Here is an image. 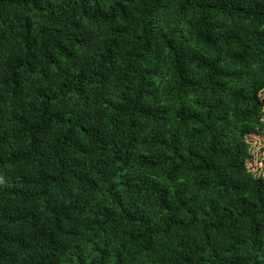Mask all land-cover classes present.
Returning <instances> with one entry per match:
<instances>
[{"label": "trees", "instance_id": "1", "mask_svg": "<svg viewBox=\"0 0 264 264\" xmlns=\"http://www.w3.org/2000/svg\"><path fill=\"white\" fill-rule=\"evenodd\" d=\"M264 0H0V264H264Z\"/></svg>", "mask_w": 264, "mask_h": 264}, {"label": "rangeland", "instance_id": "2", "mask_svg": "<svg viewBox=\"0 0 264 264\" xmlns=\"http://www.w3.org/2000/svg\"><path fill=\"white\" fill-rule=\"evenodd\" d=\"M250 144L252 159L247 163L250 169L256 175L264 172V131L259 135H251L248 138Z\"/></svg>", "mask_w": 264, "mask_h": 264}]
</instances>
